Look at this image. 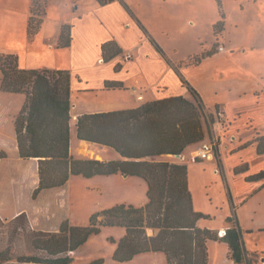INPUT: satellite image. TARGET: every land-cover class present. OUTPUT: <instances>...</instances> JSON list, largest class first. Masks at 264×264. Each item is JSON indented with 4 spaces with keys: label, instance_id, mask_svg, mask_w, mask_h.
Wrapping results in <instances>:
<instances>
[{
    "label": "trees",
    "instance_id": "16d2710c",
    "mask_svg": "<svg viewBox=\"0 0 264 264\" xmlns=\"http://www.w3.org/2000/svg\"><path fill=\"white\" fill-rule=\"evenodd\" d=\"M97 1L104 5L114 0ZM216 2L220 8V19L213 27L215 35L225 29L222 2ZM38 3L39 0H33L30 9L27 26L30 37L38 32L46 13V10L41 11ZM71 39V26L63 25L58 46L68 47ZM152 43L163 52L156 41L152 40ZM121 53L122 48L116 41H107L102 45L105 61ZM210 54L193 57L191 62L198 64ZM0 72L4 92L25 95V102L15 119V132L19 156L23 159L35 158L38 162V185L33 191V198L42 190L65 186L74 175L89 178L122 173L142 177L148 185V201L143 207L116 206L93 215L88 226L72 225L65 219L58 230H32L28 233L31 244L43 255L17 253L10 244L0 249V264L9 261L70 264L73 260L71 254L92 234L99 233L102 226L114 225L125 227V235L113 254L114 260L120 262L129 261L141 253L164 252L168 264H172L173 257L183 264H197L193 251L198 250L200 264H208L207 242L221 240L228 244L230 258L234 262L251 264L242 243L235 211L226 218L232 226L222 238L218 237L217 230L198 227L199 220H210V216L194 209L187 164L148 159L164 154H183L188 145L205 136L203 123L195 125L192 122L194 119H188V105L205 112L204 103L197 90L184 78L183 84L192 100L178 95L145 102L134 108L79 115L76 121L79 140L113 148L121 156L120 159L98 160L77 158L71 154V73L68 70L24 69L19 66L18 54L0 52ZM105 87L121 88L123 84L106 81ZM209 116L206 115V120ZM206 120L209 133L210 125ZM257 151L264 154V137L260 138ZM216 156L219 159V150ZM218 162L221 163V160ZM235 172L240 173V169ZM246 179L249 182L262 181L264 186V171ZM182 207L185 214L181 213ZM188 211L191 215L189 219ZM100 215L104 216L101 220L98 219ZM12 223L15 231L18 228L27 230L26 212L15 215ZM147 228L159 231L156 235H148ZM90 264H103V260L97 259Z\"/></svg>",
    "mask_w": 264,
    "mask_h": 264
},
{
    "label": "rangeland",
    "instance_id": "374dc122",
    "mask_svg": "<svg viewBox=\"0 0 264 264\" xmlns=\"http://www.w3.org/2000/svg\"><path fill=\"white\" fill-rule=\"evenodd\" d=\"M47 2L48 18L54 21V25L60 18H72L71 0H39L41 11L46 10ZM221 2L226 16V41L228 39L234 41L238 47L234 57L229 60L217 58L209 61L207 70L216 67V71L233 72L244 68L248 70L250 84L253 86L264 84V0H221ZM1 4L0 52L21 54L32 60L47 61L54 66L69 64L67 52L49 50L46 37L32 41V37L27 35V24L21 23L22 16L16 17L8 7ZM206 6L209 15L215 13V16L219 17L220 8L215 0H207ZM23 9L25 11V7ZM201 32L203 39L207 41H199V46L208 48L214 45L216 51L219 45L216 40L224 39L222 35L214 36L209 25L202 28ZM166 42L173 45L176 43V41ZM192 43L194 41H188V51L195 48ZM73 103H81L77 95H74ZM218 110L220 108L215 111ZM230 112L234 117L230 119V115L225 113L227 123L225 132L221 133L223 142L219 159L216 157L215 160L188 162L189 156L196 151L200 142L214 140L217 133L212 126L214 115L209 116L212 112L194 109L189 105L188 119H194L192 122H195V125L203 123L206 132L204 138L188 145L183 151L186 156L184 161L174 154L148 159L187 164L189 189L195 209L209 215L212 226L225 228H229L226 218L232 216L235 211L245 250L258 256L262 254L264 257V186L262 181L249 182L246 179L264 171V154L257 151V144L260 138L264 137V94L245 96L240 102L231 104ZM206 115L209 116L207 120ZM205 120L210 125L209 133L206 130ZM12 148L11 142L0 148V249L12 244L17 253L43 255V252L33 248L28 234L30 231L58 230L65 219L72 225L88 226L93 215L102 214L122 205L143 207L148 201V185L142 177L115 180L116 178H111L112 176L87 178L81 175L72 176L65 186L42 190L36 198H33V191L38 185L35 186L33 175V165L37 161L21 158L17 153L12 152ZM91 148L99 152L98 154L102 151L104 156H108V152L112 151L108 147L101 150L97 144L92 145ZM71 150L73 152L71 154L77 158L109 160L104 156L96 157L97 153L88 154L85 149L84 153L78 152L74 146L72 147V143ZM219 160L221 163L218 162ZM236 169H240V173H236ZM21 211H25L28 217L27 230L18 228L15 231L12 219ZM181 213H186L183 207ZM190 216L188 211V219ZM103 217L100 215L98 219L101 220ZM204 223L207 224L208 221ZM146 231L148 235H156L159 229L147 228ZM124 235L123 226H102L99 233L92 234L85 244L71 254L73 260L70 264H90L97 259H102L103 264H168L164 252L141 253L124 262L114 260L113 254ZM194 247L192 245V248ZM208 247L214 252L212 256L213 261L216 262L222 255V249L227 245L224 242H217L209 243ZM194 253L197 264H200L198 250L193 251ZM252 259L251 264H264V261L258 258ZM4 264L21 263L9 261ZM172 264L183 263L173 257Z\"/></svg>",
    "mask_w": 264,
    "mask_h": 264
},
{
    "label": "crops",
    "instance_id": "0c3cea01",
    "mask_svg": "<svg viewBox=\"0 0 264 264\" xmlns=\"http://www.w3.org/2000/svg\"><path fill=\"white\" fill-rule=\"evenodd\" d=\"M206 1L114 0L102 5L97 0H71L72 18H60L56 25L48 18L47 2L42 25L31 39L39 41L46 37L49 50L57 49L63 53L67 52L69 64L54 66L47 61L32 60L18 54L19 64L24 69H62L71 73V142L75 150L82 153L85 150L87 153L89 150L90 153H97L96 157L104 156L102 151L98 154L99 152L91 148L96 143L78 139L76 121L79 115L134 108L145 102L178 95L192 100L182 78L197 90L204 103L205 111L212 112L210 114L212 116L215 110L220 108L232 119L234 115L230 112L231 104L240 102L250 94L258 96L264 94V84L259 83L258 86H253L249 83L250 76L247 69L239 68L233 72H223L216 71L214 67L210 71L207 70V63L211 60L217 58L229 60L234 57L238 46L234 41L229 39L226 41V27L221 34H218L224 39L216 40L224 45V52L214 51V45L208 48L199 46V41H207L203 39L202 28L209 25L212 27L213 35L216 36L213 27L220 19V13L219 17L215 16V13L209 15ZM32 3L33 0H0V4L8 7L16 17L21 15V23L27 26ZM66 24L71 26V44L68 47H59L62 26ZM152 40L159 44L163 52L156 48ZM107 41H116L122 48V53L105 61L102 56V45ZM166 41H176V43L173 45ZM180 41H182L181 44ZM188 41H194L191 45L195 46L189 51ZM203 53L211 54L202 58L198 64L191 62L193 57ZM117 65L119 69H116ZM2 77L0 72V148L11 142L12 152L19 156L15 119L25 102V95L4 92L1 89ZM106 81L121 82L123 87L106 88ZM138 94L143 95L142 100L137 99ZM74 95H77L81 103H73ZM88 143L91 145L88 146ZM99 146L101 150L106 147ZM111 149L108 156L104 157L109 160L120 159V154ZM71 153L73 154L72 150ZM28 160L37 161L35 158ZM37 166L38 162H35L33 165L35 186L38 184ZM96 176H112L111 178H116L115 180L139 177L125 176L122 173ZM17 214L19 212L15 215ZM206 221H208L207 224L204 223ZM227 223V227L232 226V223ZM197 226L214 230L223 228V226H212L206 219L199 220ZM217 242L224 241L209 240L206 244L208 264H236L230 258L229 246L226 242L224 243L227 247L222 249L219 260L213 261L212 253L214 252L210 250L208 244ZM248 254L251 260L258 258L264 261L262 254L259 256ZM240 263L247 264L246 261Z\"/></svg>",
    "mask_w": 264,
    "mask_h": 264
},
{
    "label": "built area",
    "instance_id": "2783aa9c",
    "mask_svg": "<svg viewBox=\"0 0 264 264\" xmlns=\"http://www.w3.org/2000/svg\"><path fill=\"white\" fill-rule=\"evenodd\" d=\"M217 51L218 52H224L225 47L222 44H219L217 46ZM138 100L143 99L142 94L137 95ZM213 130L217 133H215V138L214 140L208 139V140H203L200 142L198 148L196 149L195 152H192V154L188 158V162H197V161H202V160H215L216 155H217V150L220 152V147L223 142V136H221L222 132H225L224 129L226 126V115L225 111L220 109L215 112L214 114V119H213ZM180 160L184 161L186 159V156L184 154H179L176 155ZM227 233V228L223 227L217 230V235L218 237L222 238L226 235Z\"/></svg>",
    "mask_w": 264,
    "mask_h": 264
},
{
    "label": "bare ground",
    "instance_id": "6f19581e",
    "mask_svg": "<svg viewBox=\"0 0 264 264\" xmlns=\"http://www.w3.org/2000/svg\"><path fill=\"white\" fill-rule=\"evenodd\" d=\"M88 146L91 145L90 143L87 144ZM87 153H90V151L88 150Z\"/></svg>",
    "mask_w": 264,
    "mask_h": 264
},
{
    "label": "water",
    "instance_id": "95a60500",
    "mask_svg": "<svg viewBox=\"0 0 264 264\" xmlns=\"http://www.w3.org/2000/svg\"><path fill=\"white\" fill-rule=\"evenodd\" d=\"M125 176H127L126 174H124Z\"/></svg>",
    "mask_w": 264,
    "mask_h": 264
}]
</instances>
